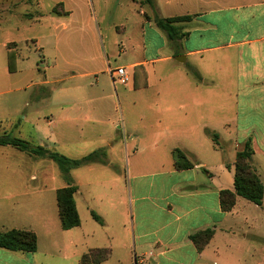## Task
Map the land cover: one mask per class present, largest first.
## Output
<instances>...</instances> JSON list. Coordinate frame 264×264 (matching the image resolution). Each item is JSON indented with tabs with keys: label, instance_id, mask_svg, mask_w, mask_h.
<instances>
[{
	"label": "crops",
	"instance_id": "0c3cea01",
	"mask_svg": "<svg viewBox=\"0 0 264 264\" xmlns=\"http://www.w3.org/2000/svg\"><path fill=\"white\" fill-rule=\"evenodd\" d=\"M126 1L136 8L131 5L123 18L129 55L127 65L117 67L130 80L119 89L135 94L130 108L151 114L129 127V144L117 132L123 104L114 100V68L92 30L96 15H83L90 37L55 39L57 55L47 62L51 80H26L18 45L3 46L0 135L71 159L98 151L103 156L69 171L80 224L62 230L56 192L66 183L59 170L53 175L55 163L0 145V232L28 230L37 237L34 253L0 248V264H79L95 249L110 251L99 264H261L264 249L245 243L259 235L250 229L252 216L238 209L242 198L229 212L220 207V192L233 190L234 162L227 160L225 144L215 148L205 131L241 133L245 140L235 144L234 157L248 139L251 164L256 154L264 156V0ZM155 14L190 19L175 23L169 40L153 23ZM9 56L15 59L13 72L7 69ZM55 84L63 86L54 90ZM28 90L30 100L21 98ZM7 94L22 100H7ZM174 149L193 167L177 169ZM117 153L125 157V170L116 167ZM49 173V182L35 185ZM206 230L212 237L198 249L191 236Z\"/></svg>",
	"mask_w": 264,
	"mask_h": 264
},
{
	"label": "rangeland",
	"instance_id": "374dc122",
	"mask_svg": "<svg viewBox=\"0 0 264 264\" xmlns=\"http://www.w3.org/2000/svg\"><path fill=\"white\" fill-rule=\"evenodd\" d=\"M126 4L130 6L126 7ZM121 5H123L122 8ZM131 5L136 8V4H130L126 0H0V55L4 51V44H7V47L10 48L18 45L20 51H18L17 60L20 61L19 65L23 71L22 74L26 76V80L31 83L43 82L45 81V77L51 80L49 70H47V62L57 55V52H55V39H83V37H90L91 34L87 27H85V21L83 19L84 13L89 11L92 17L96 15L98 20V24H94L92 30L98 39H101L100 47L103 58L108 57V65L110 68L126 66L129 55V43L126 39L128 27L124 23L123 18L126 14L125 11L132 7ZM139 7L137 4V8ZM141 8L147 10L148 7L144 6ZM64 10L70 11L71 13L68 15L60 14ZM27 15H31L32 18L27 17ZM122 28H125L126 31H122ZM12 42L13 44H8ZM33 43H35V47ZM40 48L43 50L39 51L38 49ZM62 62L60 58L58 63L62 65ZM6 73H4L6 76L5 79L8 76ZM0 76H2L1 72ZM18 76L19 74H16V77ZM6 83H8V79ZM89 83H91V80L85 82L86 85H89ZM91 85H93V82ZM113 85L112 93L114 100L116 102L120 101V104H123L121 112L122 119L117 123V132L119 138L129 144V127L132 124L137 125V118L140 115L151 117V114L147 111L145 112L140 107L130 108L128 103L134 100L135 94L121 92L119 88L125 89L126 87L124 88V86L118 84ZM50 86L54 90H58L63 84ZM105 86L110 87L107 80H105ZM28 91L24 92V96L22 95L20 97L30 100V91ZM54 95L55 99H61L59 97L60 93L55 92ZM4 97L10 101L22 100L17 94H7ZM31 106L33 107L34 105L31 104ZM218 136L219 143L226 145L222 144V147L227 151L225 154L227 160L230 163L234 162L235 144L242 146L245 140L242 134L232 132L229 135L227 131H222ZM253 136L255 137V135ZM256 142L259 146V141ZM25 154L28 155L27 153ZM115 160L116 167L125 170V157L117 153ZM252 164L255 169H259L264 179V156L256 154ZM57 168V165L53 164V175L58 174L59 169ZM51 174H47L43 180H40V178L35 182V185L39 186L44 181L49 182L52 177ZM239 203L238 209L252 216V220H254L250 221L252 233L255 232V234L259 235V239L247 236L245 243L254 247L256 250L259 248L264 249V195L262 206L259 208L244 199H239ZM241 203L247 206L241 208ZM261 264H264V261Z\"/></svg>",
	"mask_w": 264,
	"mask_h": 264
},
{
	"label": "trees",
	"instance_id": "16d2710c",
	"mask_svg": "<svg viewBox=\"0 0 264 264\" xmlns=\"http://www.w3.org/2000/svg\"><path fill=\"white\" fill-rule=\"evenodd\" d=\"M131 1L147 5H153L154 2V0ZM62 14H66V12H63ZM27 17L32 18L31 15H27ZM189 19V16L164 19L155 14L152 21L160 30L166 33L169 40H173L176 30L174 24L188 21ZM7 48L10 49V47ZM7 69L9 72L14 71L13 56L8 57ZM205 134L212 140L215 148H221L218 139L219 137L216 133L206 130ZM0 145L12 146L30 156L48 159L57 165L61 178L66 183V187L58 189L56 192V203L61 229L70 230L79 226L80 220L74 201V194L77 188L71 183L69 171L93 163L97 159L102 158L103 153L98 151L79 159H71L57 152L34 146L22 139L6 133L0 135ZM252 155L253 149L251 147V140L248 139L244 143L243 149L235 155L233 190H222L219 195L220 207L224 212H229L233 209L236 197H240L256 206H261L262 204L264 188L256 170L251 164ZM172 156L177 169L180 170L193 167V163L186 158L184 152L180 149H174L172 151ZM91 216L95 221L100 223L99 217L94 212H91ZM211 237L212 231L206 230L192 235L191 240L197 245L198 249H201ZM0 248L13 252L34 253L37 249V237L34 232L28 230L12 229L6 232H0ZM109 256V249H95L84 254L79 260V264H99L109 258Z\"/></svg>",
	"mask_w": 264,
	"mask_h": 264
},
{
	"label": "built area",
	"instance_id": "2783aa9c",
	"mask_svg": "<svg viewBox=\"0 0 264 264\" xmlns=\"http://www.w3.org/2000/svg\"><path fill=\"white\" fill-rule=\"evenodd\" d=\"M109 74L111 76L113 84H118L125 87L129 83V74L124 67L109 69Z\"/></svg>",
	"mask_w": 264,
	"mask_h": 264
},
{
	"label": "water",
	"instance_id": "95a60500",
	"mask_svg": "<svg viewBox=\"0 0 264 264\" xmlns=\"http://www.w3.org/2000/svg\"><path fill=\"white\" fill-rule=\"evenodd\" d=\"M175 60L178 62H181V61L183 62L184 59H181V57H177V58H175Z\"/></svg>",
	"mask_w": 264,
	"mask_h": 264
}]
</instances>
